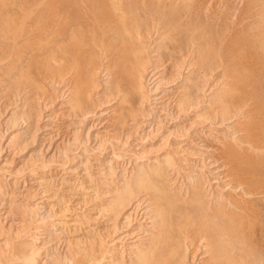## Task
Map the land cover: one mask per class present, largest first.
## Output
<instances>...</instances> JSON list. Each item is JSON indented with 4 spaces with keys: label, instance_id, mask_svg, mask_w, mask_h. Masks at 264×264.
<instances>
[{
    "label": "rangeland",
    "instance_id": "rangeland-1",
    "mask_svg": "<svg viewBox=\"0 0 264 264\" xmlns=\"http://www.w3.org/2000/svg\"><path fill=\"white\" fill-rule=\"evenodd\" d=\"M58 9H59V11L61 9L64 10L62 17L60 16L62 10L59 13ZM8 16H10V17H8ZM63 16H64V18H63ZM71 16L73 19L71 18ZM22 17H23V19H22ZM164 17H166V18H164ZM21 19H22V22H21ZM55 19H58L59 22H58V20H55ZM103 19H104V21H103ZM15 20H18V21H15ZM71 21H73V22H71ZM14 22H16V23H14ZM68 22H70V23H68ZM74 22L75 23L77 22L76 24H73L76 26L72 25V23H74ZM60 23L61 24L63 23L62 24L63 27H61ZM80 23H81V25H80ZM102 23H103L104 28L101 27ZM56 24H57V26H56ZM187 24H189V25H187ZM24 26H25V28H24ZM58 27H60V28H58ZM63 28L65 29V34L68 32L67 35L68 36L70 35L69 38L67 39L68 41L71 39V35L73 34L72 39H71L72 41L70 40V43H69L66 40L67 43L66 42L64 43V45L67 46L66 50H68V53H66L64 51L65 52L64 56L65 55L66 56L65 57L63 56V59L65 61L67 60L66 63L64 60L59 61L60 59L58 58L59 57L58 55H60L62 53H61V50H58V48L61 45V43L58 44L57 43V37H55L59 34L58 32L61 31V29H63ZM71 28L75 29L77 32ZM14 29L16 30V32H14ZM0 31H1L0 32V46L2 48V49L0 48V54H1L0 57H2V58L5 57L4 59H1V61H0V69H1L0 70V74H1L0 80L3 77L2 80L0 81V145L3 146L4 144H6L7 141L9 140L10 135H13L14 133L20 132L22 130L21 134H18L19 137L21 135V138H19V141L17 140L18 137L16 135V139L15 140L11 139V142L9 141L10 143L7 144L8 145L6 148L7 151L0 152V177L2 179H4L3 176H5V174L10 173L11 170L16 171L15 174H11V177L6 176V179L10 178L9 180H6V179L2 180L0 178L1 179L0 180L1 181L0 182V188H1L0 194L1 193L3 194L6 191L8 193L11 192L12 187H11V185H9V183L12 180H14L17 182V186H16V189L14 190V192L15 191H18V192L23 191L26 194V191H27L30 195H33L34 189H32V187L29 186V183H24V182L29 181L30 177L28 174L29 173L28 169L33 164L38 165V164H40L41 161H45L49 167V168L47 167V169H49L51 174L52 175H59V173L62 174V171H60V170L65 168V166L71 167V168H77L79 166L78 162L81 161V159L78 158V155H81L84 159L86 158V160H87V161H85V163L83 162L85 165H82V168H85V169H82V170H84V172L83 171L82 172L83 173L86 172V174L88 173L87 175L85 174L87 176V179L91 180L90 182L94 185V187L98 186L96 189L99 188L98 190L108 191L109 194H112L111 192L113 191V189H115L114 188L115 187V185H114L115 181H117V179H119V180H121L120 182H124V185L126 183L127 184L125 185V189H124V185H121L120 189H118L120 191L118 192V190H117L116 191L117 193L115 192V194H117V195H118V193H120V194H121V192L123 193V191H121V188H123L122 190H124V192L126 191V189H128V187L132 188L131 187L132 185L135 188L134 184L136 182L135 185H136L137 189L136 188L135 189L137 190L138 195H145L148 193H152L153 191L155 192L157 189V191L161 192V195H160V193L157 192L158 196L160 195L161 198H162V195H163V198H166L169 195H170L169 197H172L173 195H175L176 197L173 196L174 198H178L179 196H180L179 198H182V196L185 195L183 198H186L187 197L186 192L195 184L194 182H196V180H199V182L202 181V182H200V184L203 183L202 186H203L205 193L207 195L206 197L210 196L209 198L205 197V199L211 200V199H213V196H215L214 194H218L217 193L218 190H224V189L222 187H220L221 184H218V183H214L213 184L214 187H211L210 189L207 186L208 182H210L209 180L211 178V175L207 172V167L203 162L207 161L206 157L208 156V159L215 161V163L218 164V166L219 165L222 166V164H223V166L225 168L227 167V168L231 169L232 167H234V164L238 165L239 166V173H238V171H235V172H237V174L235 173V175H237V176H235L233 173L232 176L229 177V181H231V183L227 186H224V188L226 187V189H227V187H228V190L231 188L233 190L236 189L235 191L240 190L239 191L240 199L243 198L244 201L248 200L249 202L250 201L258 202L259 204H261L264 207V204H262V203H264V202H262V201H264L263 200V198H264L263 197L264 196V184H263L264 183V0H192V3H191V0H186V1H184V0H182V1L181 0H0ZM7 32H8V34H7ZM74 32H75L76 36H78V37H75ZM90 32H91V34H90ZM102 32H103V35L100 36V34H102ZM18 33H20V34H18ZM29 33H31V34H29ZM82 33H83V35H81ZM2 34H4V37L6 36L5 37L6 40ZM17 34H18V38H17ZM9 35L11 38L9 37ZM24 35H25V37H24ZM26 35H29L30 37H28V36L26 37ZM142 35H144V36H142ZM7 37H9V39H11V40H9ZM20 37L22 38L21 40H19ZM103 37L105 39H103ZM119 37H121V38H119ZM106 38L107 39L111 38V41H110V39L108 40V42L110 41L109 42L110 44L107 42ZM28 40H30V41H28ZM121 40H122V42H121ZM13 41H14V43H13ZM38 41L40 42V45L35 46V44L39 43ZM43 41H45V42H43ZM103 41H104V43H103ZM145 41H146V43L148 42V44H146ZM5 42H6L5 46H3ZM77 42H79V43H77ZM99 42H100V44H99ZM15 43H17V44H15ZM53 43H55V44H53ZM101 43L104 45L102 46ZM136 43L140 46H138ZM155 43H156V45H155ZM172 43H174V45ZM186 43H187V45H186ZM32 44H34L35 47ZM78 44H79V47H78ZM143 44H144V47L146 48V49L144 48L146 51L144 49H141L142 48L141 45L143 46ZM28 45H30L29 48H32L33 53H31L32 50H30L28 48ZM69 45H70V47H69ZM80 45H82L83 48L82 47L80 48ZM122 45L129 46L128 48L133 50L134 53H136V55H134V53H132L131 50H129L130 51L129 52L127 50V47L125 50L128 53L127 52H125V53L129 54V56L127 54L126 55L123 54L124 53L123 52L124 47ZM20 46H21V48H20ZM26 46H27V49H26ZM44 46L46 47V49L44 48ZM169 46L171 49H169ZM8 47H9V49H8ZM12 47H13V49H12ZM103 47L105 49H103ZM111 47H112V49H111ZM120 47L122 49V53L120 52L121 50H119ZM77 48H79L78 50H76L77 52H74L75 49H77ZM115 48H116V50H115ZM139 48L141 50H143V54H140L142 51ZM172 48L174 51L172 50ZM201 48H202V50H201ZM25 49L29 50L28 52H30V53L25 51ZM101 49H103V53H104L103 54V65L105 64L106 59L108 60V59H110V57H112L113 58V59H111L112 65L114 66L115 70L117 71V74L120 77H122L124 74H127V70L128 71L131 70V67H129V66H132L133 62L136 61V57H138V56L140 57L143 55V57L146 59V61H145L146 67H147L146 64H148V66L151 64H155V65L158 64V65H156V66H158L156 68L160 67L163 69V68H167L171 62H174L176 69L173 67L172 68L174 70H176L177 75L180 73L178 75L179 78L181 77L180 82H182L184 80L182 82L183 87L181 86L182 89L180 88L179 92H181L182 90L187 89V88L189 89L190 87L193 86V88H190V89H193V93H192L193 99H194V102L198 101V103L196 102L197 105L195 103H193V105H191V107H189V105H187L186 101H183L184 103H181V104H183L187 109L183 108V110H185V112L183 113L182 117L191 118V120H192V117L195 114V112L198 114V116L201 114L199 112H202V114L199 116V118L198 117L196 118L197 119L195 121L196 123L193 122L192 128L195 131L198 129L201 130L202 126L206 125L207 122L209 123L211 120L210 117H212L214 119L213 122L215 123L214 124L215 126L213 125V127H215V128L212 130L214 132L211 131L210 135L209 134L206 135L207 137L201 136L202 141H200V144H202V146L200 148L203 149L202 151H204V154H205L202 157L203 160H198L194 165L190 166L193 168H190L189 166L187 167L186 165H181L180 167H177L175 165L177 163L176 161L181 160L182 155H180V153L175 152L171 148V143L174 140L173 137H171V136L165 137L166 136L165 134L167 133V132L165 133V131L169 130V128L168 129L166 128L167 125H165L164 128L161 129L160 131H158L157 133L151 134L146 138L144 136V133L142 132L143 131L142 127H139L141 117H139V116L136 117L134 121H131V120L128 121L129 117H127L125 119V121H123V124L119 123V114H118V112H115V110L117 108L116 106L118 103H120L118 106L121 107L123 111H125L126 102H121L120 99H118L116 101L117 104L116 103L111 104L110 103V102H112V100H111L107 103H103V106H99V99L97 97L96 91H98V90L102 91L104 89V86L106 87L107 84H109V86L111 88L113 87V85H115V80L114 79L111 80V78L107 77L106 73L103 72V74H102L101 71H99V73L97 72V75L95 74L92 76V77H94L93 81H96L95 83L92 82L94 84V85H92L93 87L92 86L86 87L87 88L86 92L88 94L86 99H88V101L92 104L94 109L96 108L95 110H97V108H100L103 110L104 108H106L104 106L109 104L110 107L107 108V112L110 111L111 113L109 112L105 116V119L103 117V120H102V118L97 119L96 116L91 115L90 117H87L85 120H83V122H81L79 125H77V127H70L68 125L70 122V117L63 116V114L60 113V111H57L56 109L58 108V106H56L55 104H59V105L61 104L63 106H67L69 103H73L72 102L74 100L73 98H76L75 97L76 95L77 96L81 95L82 90H84V88L87 84L86 79H88L87 73H84V71L86 72L85 69L91 68L94 63L97 64L100 62V60H101L100 53L102 52ZM138 49L140 50V52ZM110 50H112V51H110ZM165 50H167L169 54ZM38 51L39 52L41 51V52L39 53ZM83 51H84V53H83ZM87 51H89V52H87ZM186 51H188V52L186 54H184ZM22 52L24 54H22ZM25 52H27V53H25ZM13 53H14V55L18 54L19 58H20V59H17L16 65L18 64L19 60H22V59L25 60V61H22L23 65L20 69L21 71L18 70L19 64L15 68L10 66L11 65L10 60H11V57H13ZM41 53H42V56H40ZM50 53H51V55H50ZM58 53H60V54H58ZM82 53H83L84 57L86 56L85 58L83 57L84 62H85L86 58L88 57L87 58L88 63L86 62V64L82 60V57H81ZM98 53L100 56H98ZM111 53H112V55H111ZM164 53H166V54H164ZM35 54H37L36 55L37 57L35 56ZM78 54L79 55L81 54L80 57H78L79 56ZM115 54H116V56H115ZM121 54H123V56H120ZM181 54H183L182 55L183 58H182ZM69 55H70V57H69ZM91 55H92L93 59H91ZM104 55H105V57H104ZM109 55H111V56L109 57ZM168 55H170V56H168ZM193 55H195V56H193ZM49 56H50V58H52L51 59L52 61H53V58L55 56L54 59L58 60V62H60L63 65V67L66 65H67V67L68 66L71 67L70 73L74 72V77H75L74 80L75 79L76 80L74 81L73 89L69 88L70 89V91H69L70 95H66L67 98L65 97V93H63V92L59 93V92H61L60 89L63 90L64 82L60 80V79L63 80V78H56L55 79V77H57L55 75L58 73L56 71L57 69L55 67L57 64V61L52 62L50 60ZM125 56H127V57H125ZM192 56L194 59L192 58ZM8 57H10V60ZM117 57H118V59H117ZM122 57H124V58L120 59ZM128 57L130 60L128 59ZM130 57L132 58L133 62H132ZM179 57L182 59H180ZM31 58L34 62L31 60ZM38 59H41V60H38ZM72 59L74 61L75 60L76 61L72 62L73 61ZM88 59H89V61H88ZM42 60H43V62H42ZM45 60H46V62L44 63ZM90 60L92 63L89 64ZM124 60H125V63L123 62ZM153 60H156V63H154ZM7 62H9V63H7ZM81 62L84 63V65H82ZM5 63L8 65H6ZM73 63H75V64H73ZM127 63L128 64L131 63V65L130 64L128 65ZM30 64H32V66ZM88 64H89V67H88ZM195 64H197V65L195 66ZM2 66L4 68L10 67V69L9 70L8 69L3 70ZM37 67H39V68H37ZM44 67L47 69V71ZM122 67H123V70H122ZM48 68L49 69L51 68L50 71L48 70ZM64 68H66V67H64ZM199 68L201 70H199ZM15 69H16V71H15ZM26 69H29V70H26ZM38 69H41L42 71L49 72V74H51V76L48 78H50V79L46 78V76L44 74H42V71H40ZM10 70L11 71L13 70L12 71L13 73L17 72V71H19L20 73L22 72L21 73L22 75L20 73L19 74L14 73V74L9 75L11 73ZM174 70H172V71H174ZM195 70H196V72H195ZM2 71L4 74L8 73V71H10V73L6 74V76H5L2 73ZM51 71H53V72H51ZM78 71H80L79 74H78ZM121 71H123V72H121ZM39 72H41V74L44 75V77ZM35 73H39L38 75L42 76L40 78L42 79L43 85H45V86L41 87V92L43 90H44V92H42V93L39 92L41 96L39 95V93H37V95H35L36 97L38 96L37 98L35 96H33L35 99L34 98H32V100L31 99L30 100L25 99L28 101V102L26 101V103H25V100H24L25 92H24V90L16 89L18 94H16L17 93L16 91H15V93L13 92L11 99L8 101V102H12V100H13L14 103L13 104L7 103V93L8 92H5V91H8L7 89L10 87L8 85L9 82H11L10 83L11 86L15 82V80L11 81V79H14L15 76H20L19 78H21V79H19L18 77L15 79L16 80H18V79L19 80H22V79L28 80V79H31V77H33ZM23 74H25V76ZM190 74H192V75H190ZM52 75H53V77H52ZM67 75L68 74L66 73L62 77L65 78V77H67ZM4 77H6L5 82L7 81L8 83L4 82ZM80 77H81V79L79 80ZM189 77H192V78H189ZM7 78H9V79H7ZM84 78H86V79H84ZM182 78H183V80H182ZM108 79H109V81H108ZM49 80H51V82ZM56 80L58 82L60 81L59 84ZM194 80H196L198 83ZM2 82H4V83L2 84ZM53 82H55V84H52ZM107 82H109V83H107ZM165 82H164V84H166ZM185 82H187L186 84H188V87H186L187 85L185 84ZM195 82H196V84H195ZM75 83L77 84V86ZM82 83H84V85ZM78 84H80L79 87H78ZM95 84H96V86H95ZM81 85H83V87ZM199 87L202 89H199ZM5 88H7V89H5ZM46 88L49 91L48 95H47L48 91H46ZM78 88H81L82 90L80 89L81 91H79ZM98 88H101V89H98ZM195 88L197 89L198 92L199 91H201V92L198 93ZM71 89L72 90L75 89L78 91H76V92L73 91V95H71V93H72ZM90 89L94 90V91L92 90L93 93ZM194 89H195V91H194ZM88 90L91 91V92L89 91L90 95H89ZM21 91H23V92H21ZM194 92H196V93H194ZM4 94H5V96H4ZM15 96H17V97H15ZM43 96H45L44 99H43ZM199 96H200V98H199ZM13 97L16 99L14 100ZM40 97H42V99H40ZM68 97H69V99H68ZM50 98L55 100V104H53V106L48 107L47 102H45V101H47ZM196 99H198V100H196ZM68 100H70L71 102ZM29 103L32 104V107H31V109H29L30 110V116L28 117V113H26L28 111V109H26V106H23V105H25V104L28 105ZM209 107H211V109ZM213 108H215V109H213ZM198 109H200V110H198ZM205 109L206 110L208 109L211 112L206 111ZM48 110L52 111V112L54 111L55 115L53 114L54 117L51 119L53 130L50 131V133H49L50 139L47 141L49 143L50 147H49L48 151L44 152V151H39V146H40L39 144L41 142L38 141V142L32 143L30 141L29 135L31 136L32 130L31 131L30 130L25 131V129H23V128L26 126L25 123L28 120L35 119V118H33V114H34V116L42 115V113L45 114ZM22 111H23V113H22ZM24 111H25V113H24ZM214 111H215V115L213 116L212 113H214ZM166 112L168 113V110L165 111V113ZM10 113H13V114L10 115ZM9 117H11V118L13 117V118L10 119ZM30 117H32V118H30ZM217 117L219 119V122H218V119H216ZM27 118H29V119H27ZM201 118L202 119L204 118V120H202L204 122L199 121V119L201 120ZM25 119H26V121H25ZM220 119L222 120V123H220L221 122ZM178 120H179L178 118H176V120H175V117H172L171 120H169L168 122L170 124L172 123L173 126H178V123H175ZM12 123L14 124L15 128L11 127V126H13ZM92 123H94V125H93V127L90 128V130H89L90 133L89 132L86 133L87 132L86 129L87 128L89 129L90 124H92ZM115 124L117 125V128L114 127V126H116ZM119 124H121V125L119 126ZM175 124H177V125H175ZM119 127H120V131H119ZM132 127L133 128L136 127L135 130H133ZM73 128H76L75 137L73 138V135H72L70 138L71 140L68 139L69 141H65V139L69 138L66 136V133L70 132V131L72 132ZM171 128H173V127L171 126L170 129ZM233 128H236L237 130L233 129ZM10 129L11 130L13 129L14 131L9 133ZM115 129H116V131L114 132ZM163 131H164V134H163ZM238 133H240V134H238ZM86 134H87V136H86ZM125 135L126 136L128 135L127 140H126ZM237 135L239 136L238 138H240V139L237 138ZM22 136L25 138V140ZM243 136L244 137L246 136L245 137L246 140L244 139ZM83 137L85 139L88 137L89 140L87 139L86 140L87 142L83 143V140H84ZM242 137H243V139H242ZM235 138H236V140H235ZM73 139H75V140H73ZM124 139L127 143L125 141L123 142ZM229 139H231V140H229ZM60 140H64L63 143H59ZM16 141L18 143V146H17L18 148H17V150H13L12 148L15 147L14 145H16L15 144ZM26 141L28 142V144L26 143ZM169 141H170V143H169ZM247 141H248V143H247ZM96 142H97V144L103 143V147H98L97 149H94L93 146L96 145ZM242 142H243V144H241ZM124 143H126V144H124ZM206 143H207V145H205ZM88 144H90V145H88ZM45 145L47 146L48 144L46 143ZM236 145L240 146V147H237ZM232 146L234 147V149L232 148ZM22 147H23V149H22ZM58 147L62 148L63 151H62V149H56ZM53 148L56 149L57 152H54L56 150H54ZM226 149H228V151ZM61 151L63 153H60ZM225 151H226V153L229 152L230 154L227 153V155H225L224 154ZM11 152H15V153H11ZM233 152H236V153L238 152L239 155L241 154L240 156H237L240 159L239 162L237 160L238 158H236V156H234L236 153H233ZM30 153L32 155H34V156H32V159L35 161H33L34 163H32V162L25 163L24 159L27 160L28 157H30V155H31ZM40 153L42 154V156ZM7 154H11L10 157L9 156L5 157V156H7ZM45 155H46V158H44ZM54 155H56V158ZM39 156H40V158H38ZM164 156H165V158H167V156H168L169 160L164 159L162 161V163L163 162L166 163V164L163 163L164 165L162 163L160 164V162L158 163L160 170L158 168V165H155L154 167L152 166L151 162L153 160H156L157 158L164 157ZM231 156L232 157L234 156L233 157L234 159L229 158ZM244 156L246 159L248 156V159L246 160L244 158ZM36 157L38 160L36 159ZM184 157H186V156H184ZM6 158L9 161L5 162L4 160ZM47 158H48V160L46 161ZM258 158H260V159H258ZM175 159H176V161H175ZM186 159L191 160V157H186ZM129 161H130V163L127 164V162H129ZM252 161L255 163H252ZM52 163H54V164H52ZM108 163H109V165H108ZM247 163L250 165H247ZM76 164H78V165H76ZM129 164L130 165L135 164L139 168H141V167L146 168V166H147V168H146L147 170L146 169H142V170L139 169V171L144 173V176H142V174L140 175V172H139V174H137L138 172H136L135 175L133 173L132 176L124 173L127 170V168L131 170ZM150 164L152 167H150ZM202 164H204V165H202ZM230 164H232V165H230ZM52 165H53V167H52ZM105 166H106V169L112 168V170L109 169L112 172H110V171L107 172L108 169L107 170L105 169L106 173H104L103 176L95 174V173H97V170H99V168L101 169V167L104 168ZM161 167H163V168H161ZM245 167H247L246 168L247 170L244 169ZM124 168H126V169H124ZM148 168H150V169L152 168V169L150 170ZM177 169H179V171ZM119 170L120 171L123 170V171H121L122 173L121 172L119 173ZM130 170H128V171H130ZM164 170L167 173H165ZM147 171H148V173H147ZM150 171H151V173H149ZM153 171H154V173H153ZM157 171L158 172L160 171L159 172L160 174H157L158 173ZM174 171H176V172H174ZM198 172H200V173H198ZM107 173H108V175H107ZM161 173H162V175H161ZM64 174L61 175V178L63 177L61 179L62 181L63 180L66 181V180L70 179L71 177H73L71 174H68V175H67V173H64ZM173 174L174 175L176 174V175L174 176ZM195 174H196V176H195ZM89 175H91L90 178H89ZM120 175L123 176V178ZM136 175H139V176H136ZM160 175H161V177H160ZM193 175L196 178L195 177L193 178ZM119 176H120V178H119ZM140 176L145 177V178L143 179ZM150 176H152V177L156 176L157 178L154 177V180H152V178H150ZM127 177H129V178L127 179ZM134 177H137L138 178L137 180H139L141 178L142 183L139 181H136V179ZM240 177H241V179H240ZM251 177L253 179L257 180L256 186H253V185L250 186L249 185L250 187H248L249 190L251 187H253V188H251V189H253V190H251L253 193L248 190L253 195L248 193L249 194L248 196H247V194H244L243 197H241L242 193H240V192L242 191L241 188L243 187V184H240L241 186L240 185L238 186L237 183H238V181H239V183L243 182V180L247 181V179H250ZM149 178H150V180H148ZM158 178H160V179L158 180ZM186 178H188V180H189V178L191 180L193 179L194 181L185 180ZM200 178L203 180H201ZM204 178L206 179V181ZM131 180H135L134 183ZM155 180H156V182H155ZM162 180L165 181V185L163 184L164 182ZM174 180H175V182H174ZM105 181H106V183H105ZM153 181H154V186H153ZM107 182H111V184L109 185V184H107ZM137 182H139V183H137ZM161 182H163V183H161ZM260 182H262V183H260ZM158 183L160 184V187H158V185H159ZM57 184L58 183H55L51 186L46 187L47 190H49L48 191L49 194H55L56 193V195L59 197H64V195L66 197L67 195H69V193L79 194V193H72L71 191L65 192L64 190H66L67 186L63 185V184L60 185V188L58 190V188L56 186ZM138 184H139V186H137ZM145 184L151 185L154 188H149L151 186H146ZM155 184H157V185H155ZM127 185H128V187H127ZM178 185H180V186H178ZM164 186H166V187L164 188ZM177 186H178V188H177ZM230 186H231V188H230ZM234 186H236V187H234ZM142 187L145 188L146 190L144 189V191H142L143 190ZM256 187H258V189H260L259 191L262 193L257 192L258 190ZM51 188H53V189H51ZM138 188L139 189L141 188L140 191L138 190ZM185 188L186 189L189 188V189H187V191H186ZM160 189H161V191H160ZM178 189H179V192H178ZM62 190H63V192H62ZM141 192H143V193H141ZM255 192L258 194H256ZM60 193H61V195H60ZM167 193H168V195H166ZM11 194H10L11 196L7 195V194L0 195V197L2 196L1 198L4 199L0 202L3 203V207L8 208L9 212H11L10 215L12 217L9 216L6 218V220L7 219H8V221L13 220V222L15 220V223L19 222L21 225V229H23V230L19 231L22 234H20L19 232L16 233L17 235L19 234L18 236L13 234V232L7 234L8 236L7 235L5 236V233L2 234L5 237H7L6 242L8 245H7L6 249H7V252L10 253V255L8 253H6V255L8 254L7 256L4 255L5 259L7 258V260H5V261L2 260L4 257L0 258V264H2V263L3 264H9V263L10 264H19L20 262H21V264H23V261L25 259L22 260V255L24 258H26L29 255V253L32 252V248L34 250L36 246H40V245H38V243H36V239L38 241V239L40 240V238L44 236V234L42 235L43 230H47L49 233H52V232L57 233V230H62V228L60 226L56 225L55 217H48V218L43 217L42 216L43 215V209L32 205L38 196L33 195V196H30V198H29L28 197L29 194H28V196L23 197V198L28 199L29 200L28 203H30V205L26 207V206L21 205V203L15 202V200L17 198H19V196L16 197L15 193H11ZM176 194L178 195V197ZM7 196H8V198H7ZM94 200H93L94 203L89 202L87 204H91V205L95 204L94 207H97L100 204H102L104 199H102L101 201H96V200L94 201ZM255 200H257V201H255ZM160 203L161 202H159V204ZM64 205H66L67 211L64 212V214L61 216V218H64L65 216H67L70 213V209L72 208V205H73V199H70L68 202L64 203ZM261 205L259 206L260 208L259 207L257 208L256 212H253L254 214L252 216L250 214H247L252 219L255 218L252 221V219H250L247 216L248 218L245 222L250 223V227H247L246 225H249V224H245V222H244L243 226H245L247 228L242 227L243 229L245 228L244 231H245V233L247 232L245 237L247 239H249V242H250V244H249L250 253L252 252L251 256H253V257H251L252 261L250 260V264H264V235H262V234H264L263 233L264 232V229H263L264 228V225H263L264 224V222H263L264 221V213L261 212L264 210V208H262ZM85 207H84L85 208L84 210H79L80 212L77 211L79 215H84L86 219L88 218V216H91V215L96 217L92 212L89 211L88 208L90 206L85 205ZM159 208L160 209L158 211H160V213L161 212H163V213H161V215H159L158 221L159 222H165L164 220H166L165 217H167V215L164 214L165 212L160 207V205H159ZM161 209H162V211H161ZM2 211H3V209H2ZM257 215L260 216L261 219L258 218ZM160 218L163 221H161ZM0 225H1V222H0ZM93 225H94V221L93 222L92 221H84V223L82 225H80V228L77 230L78 232L76 231V234H78V233L82 234L83 231H86L87 226H93ZM259 226H261V228ZM51 227H52V229H51ZM250 229H251V231H250ZM261 232H262V234H261ZM33 235L36 237H33ZM62 235H63L62 237L55 236L54 239L55 240H59V239L63 240V239H65V237L70 236L69 234L67 235L66 233H62ZM8 237H10V238H8ZM88 238H90V236ZM9 239H11V240H9ZM54 241H52L51 243L54 244ZM251 242L253 243V245ZM9 243L12 246H10ZM8 246L10 247V249ZM98 246L99 247H97V244H96V246H94V248L97 249L98 253H96V254L99 255L100 249L103 247V249L101 250V252H103L104 246L103 245H98ZM13 249H14V252L12 253ZM56 250H58V249H55V251H53L54 253L51 252L52 253L51 255H53V257H51V255H49L52 258V260H54L51 262L49 261V264L50 263L53 264V262L55 263L56 261H57L56 262L57 264H59V262H60V264H66V263L67 264H74V263L79 262V261L73 262V259H74V261L78 260V256L77 257L71 256L68 252L67 253L66 252L65 253L60 252V254H58L59 251H56ZM85 251H86V253H84V254L88 255V256L85 255V257L88 258L89 252H88V250H85ZM38 253L40 254V251H38ZM55 253L57 254V256ZM59 255H60V257H59ZM62 256H64V257L66 256V259L63 258ZM41 257L42 256H39L37 260L39 261ZM55 257L58 259H56ZM61 257H62V259H65V260H62ZM79 257H80L79 260L83 259V256L79 255ZM69 258L72 260V262ZM255 260L257 262H255ZM1 261H4L5 263L1 262ZM6 261H8V262H6ZM61 261H63V262L65 261V262L61 263Z\"/></svg>",
    "mask_w": 264,
    "mask_h": 264
},
{
    "label": "bare ground",
    "instance_id": "bare-ground-1",
    "mask_svg": "<svg viewBox=\"0 0 264 264\" xmlns=\"http://www.w3.org/2000/svg\"><path fill=\"white\" fill-rule=\"evenodd\" d=\"M182 1V0H181ZM186 1V0H184ZM191 3H192V0H191ZM181 4V3H180ZM182 5V4H181ZM185 5V4H184ZM188 5V4H187ZM33 6V5H32ZM72 6V5H71ZM168 6V5H167ZM174 6V5H173ZM179 6V5H178ZM198 6V5H197ZM68 7V6H67ZM154 7V6H153ZM172 7V6H171ZM189 7V6H188ZM169 8V7H168ZM186 8V7H185ZM64 9V8H63ZM63 9L60 16L62 17V14H63ZM72 9V8H71ZM166 9V8H165ZM172 9V8H171ZM178 9V8H177ZM181 9V8H180ZM188 9V8H187ZM60 10V11H61ZM183 10V9H182ZM59 9H58V12L60 13ZM188 11V10H187ZM194 11V10H193ZM13 12V11H12ZM66 12V11H65ZM171 12V11H170ZM7 13V12H6ZM10 13V12H9ZM172 13V12H171ZM181 13V12H180ZM2 14V13H1ZM20 15V14H19ZM25 15V14H24ZM75 15V14H74ZM80 16V15H79ZM10 17V16H8ZM16 17V16H15ZM26 17V16H25ZM24 17V18H25ZM57 17V16H56ZM14 18V17H13ZM64 18V16H63ZM72 18V16H71ZM78 18V17H77ZM80 18V17H79ZM166 18V17H164ZM171 18V17H170ZM8 19V18H7ZM23 19V17H22ZM22 19H21V22H22ZM73 19V18H72ZM173 19V18H172ZM55 20H58V19H55ZM67 20V19H66ZM75 20V19H74ZM73 20V21H74ZM188 20V19H187ZM15 21H18V20H15ZM69 21V20H68ZM71 21V22H73ZM77 21V20H76ZM104 21V19H103ZM202 21V20H201ZM12 22V21H11ZM59 22V20H58ZM57 22V23H58ZM166 22V21H165ZM13 23V22H12ZM16 23V22H14ZM25 23V22H24ZM70 23V22H68ZM77 23V22H76ZM75 22L72 23L73 24H76ZM188 23V22H187ZM22 24V23H21ZM61 24V23H60ZM63 24V23H62ZM61 24V27H63ZM99 24V23H98ZM9 25V24H8ZM19 25V24H18ZM65 25V24H64ZM70 25V24H69ZM81 25V23H80ZM103 27V23L101 24ZM189 25V24H187ZM57 26V24H56ZM59 26V25H58ZM73 26H76V25H73ZM72 26V27H73ZM195 26V25H194ZM2 27V26H1ZM27 27V26H26ZM47 27V26H46ZM65 27V26H64ZM70 27V26H69ZM79 27V26H78ZM25 28V26H24ZM41 28V27H40ZM39 28V29H40ZM60 28V27H58ZM57 28V29H58ZM66 28V27H65ZM75 28V27H74ZM104 28V27H103ZM102 28V29H103ZM119 28V27H118ZM8 29V28H7ZM17 29V28H16ZM69 29V28H68ZM67 29V30H68ZM73 29V28H71ZM70 29V30H71ZM76 29V28H75ZM73 29V30H75ZM20 30V29H19ZM26 30V29H25ZM69 30V31H70ZM82 30V29H81ZM115 30V29H114ZM12 31V30H11ZM23 31V30H22ZM32 31V30H31ZM76 31V30H75ZM104 31V30H103ZM113 31V30H112ZM1 32V31H0ZM4 32V31H3ZM14 32H16V30L14 29ZM20 32V31H19ZM29 32V31H28ZM27 32V33H28ZM51 32V31H50ZM77 32V31H76ZM98 32V31H97ZM107 32V31H106ZM111 32V31H110ZM165 32V31H164ZM10 33V32H9ZM59 34L55 37H57V43H61V45L59 46L58 50H61V53H58L60 55H58L59 57V61H62L64 60L63 59V56L66 53H68V50L67 49V46L64 45V43L66 42V40L69 38V36L67 35V33L65 34V29H61V31L58 32ZM70 33V32H69ZM72 33V32H71ZM96 33V32H95ZM185 33V32H184ZM8 34V32H7ZM20 34V33H18ZM18 34H17V38H18ZM31 34V33H29ZM75 34V32H74ZM87 34V33H86ZM91 34V32H90ZM168 34V33H167ZM199 34V33H198ZM3 37H4V34H2ZM15 35V34H14ZM22 35V34H21ZM40 35V34H39ZM73 35V34H72ZM72 35H71V39H72ZM83 35V33L81 34ZM103 35V32L102 34H100V36ZM177 35V34H176ZM190 35V34H189ZM30 37L29 35H26V37ZM92 36V35H91ZM96 36V35H95ZM109 36V35H108ZM111 36V35H110ZM121 36V35H120ZM123 36V35H122ZM126 36V35H125ZM144 36V35H142ZM141 36V37H142ZM191 36V35H190ZM6 37V36H5ZM4 37V38H5ZM10 37V35H9ZM9 37H7L9 39ZM25 37V35H24ZM46 37V36H45ZM75 37H78L76 36L75 34ZM176 37V36H175ZM210 37V36H209ZM208 37V38H209ZM11 38V37H10ZM15 38V37H14ZM54 38V37H53ZM86 38V37H85ZM99 38V37H98ZM114 38V37H113ZM121 38V37H119ZM149 38V37H148ZM7 39V40H8ZM22 38L20 37L19 40H21ZM25 39V38H24ZM56 39V38H55ZM70 39V40H71ZM75 39V38H74ZM73 39V40H74ZM83 39V38H82ZM102 39V38H101ZM103 39H105L103 37ZM107 39V38H106ZM110 41H111V38H109ZM107 39V42L108 40ZM115 39V38H114ZM147 39V38H146ZM6 40V38H5ZM11 40V39H9ZM16 40V39H15ZM33 40V39H32ZM70 40L68 41L70 43ZM89 40V39H88ZM98 40V39H97ZM171 40V39H170ZM30 41V40H28ZM41 41V40H40ZM50 41V40H49ZM72 41V40H71ZM75 41V40H74ZM85 41V40H84ZM102 41V40H101ZM109 41V42H110ZM134 41V40H133ZM4 42V41H3ZM39 42V41H38ZM45 42V41H43ZM42 42V43H43ZM96 42V41H95ZM108 42V43H109ZM116 42V41H115ZM122 42V40H121ZM125 42V41H124ZM129 42V41H128ZM194 42V41H193ZM14 43V41H13ZM48 43V42H47ZM67 43V42H66ZM79 43V42H77ZM81 43V42H80ZM104 43V41H103ZM117 43V42H116ZM135 43V42H134ZM144 43V42H143ZM146 43V41H145ZM167 43V42H166ZM6 42L4 43L3 46H5ZM9 44V43H8ZM17 44V43H15ZM55 44V43H53ZM72 44V43H71ZM70 44V45H71ZM100 44V42H99ZM102 44V43H101ZM110 44V43H109ZM112 44V43H111ZM137 44V43H136ZM148 44V42L146 43ZM169 44V43H168ZM167 44V45H168ZM171 44V43H170ZM174 45V43H172ZM21 45V44H20ZM34 46V44H32ZM36 45H40V42L38 44H35ZM69 45V47H70ZM77 45V44H76ZM104 44H102L103 46ZM138 45V44H137ZM156 45V43H155ZM181 45V44H180ZM187 45V43H186ZM10 46V45H9ZM34 46V47H35ZM43 46V45H42ZM41 46V47H42ZM46 46V45H45ZM44 46V48L46 49V47ZM84 46V45H83ZM110 46V45H109ZM112 46V45H111ZM123 47V54H127L128 52L125 50L126 47H127V50H131L129 49L128 47L129 46H125V45H122ZM132 46V45H131ZM130 46V47H131ZM140 46V45H138ZM146 46V45H145ZM198 46V45H197ZM196 46V47H197ZM30 47V45H28V48ZM54 47V46H53ZM78 47H79V44H78ZM82 47V45H80V48ZM105 47V46H104ZM103 47V49H105ZM142 47V48H141ZM141 49H144V44L143 46L141 45ZM175 47V46H174ZM173 47V48H174ZM178 47V46H177ZM181 47V46H180ZM190 47V46H189ZM1 48V46H0ZM15 48V47H14ZM21 48V46H20ZM25 48V47H24ZM83 48V47H82ZM91 48V47H90ZM110 48V47H109ZM137 48V47H136ZM139 48V49H140ZM172 48V50H173ZM176 48V47H175ZM195 48V47H194ZM2 49V48H1ZM6 49V48H5ZM9 49V47H8ZM7 49V50H8ZM13 49V47H12ZM26 49H27V46H26ZM25 51H29V50H26ZM30 50H32V48H29ZM79 48L75 49L74 52H77L76 50H78ZM103 49L102 52L98 53V56L101 57V60L99 63H94L93 66L89 69H85L86 72L84 71V73H87V76H88V79H86L87 81V84L84 88V90H82L81 88H78L79 91L82 90L81 92V95L79 96H75L76 98H73L74 100L72 101L73 103H69L67 106H63V105H59V104H55V100H53L52 98L48 99L47 101V106L50 107V106H53V104H55L56 106H58V108L56 109L57 111H60V113L63 114V116H68L70 117V122H69V126L70 127H77V125H79L81 122H83V120H85L87 117H90L91 115H94L96 116L97 119H100L102 118L103 120V117L105 119V116L110 112L108 111L107 112V108L110 107L109 104L108 105H105L103 110L100 109V108H97V110L94 109V107L92 106V104L88 101V99H86L87 97V88L86 87H91L92 85H94L93 83H95L96 81H93V78L92 77L93 75H97V72L99 73V71L106 73L107 74V77L108 78H111L115 80V85H113V87L111 88L109 86V84H107V86L105 87L104 86V89L102 91L98 90L96 91L97 93V97L99 99V106H103V103H107L109 101L112 100V102H110L111 104L113 103H116V101L118 99H120L121 102H126V108H125V111L122 110L121 107H119L118 105L120 103H116L117 104V108L115 110V112H118L119 114V123H122L123 124V121H125V119L127 117H129L128 121L131 120V121H134L136 117H141V121L139 123V127H142V132L144 133V136L147 138L149 135L151 134H155L157 133L158 131H160L161 129L164 128L165 125H167V129L169 128V130L165 131V137H173V141L171 143V148L177 152V153H180V155H182V161L181 160H178L175 161L178 163H176L175 165L177 167H180L181 165H186L187 167L189 166H192L194 165L198 160H203V155L204 154V151H202L203 149H201L200 147L202 146V144H200V141L202 137L206 136V135H210L211 131L215 128L213 127V125L215 124L213 121L214 119L212 117H210V122L204 126H202V129L201 130H194L192 128L193 126V122H195L197 119V117L199 118V116L202 114V112H199L201 113L199 116L198 114L195 112V114L193 115L192 117V120L191 118H186V117H182L183 116V113L185 112V110H183V108L187 109L183 104L181 103H184L183 101H186L187 105H189V107H191V105H193V103L196 104V102L198 103V101L194 102V99H193V89H190V88H193L190 87L189 89H184L182 90L181 92H179V89L181 88L182 86V82L184 81L183 78H182V82H180L181 80V77L179 78L178 74L176 73V70H174L173 68L176 69V66L174 64V62H171L170 65L167 67V68H156L158 66V64H151L147 67L145 66V61L146 59L142 56H138L136 57V61L133 62L132 58V66H129L131 67V70L128 71L127 70V74H124L122 77H120L118 74H117V71L115 70L114 66L112 65V60L113 59L112 57H110L112 55H109L110 59H106L105 60V64L103 65ZM107 49V48H106ZM112 49V47H111ZM119 49V48H118ZM117 49V50H118ZM138 49V50H139ZM140 49V50H141ZM146 49V48H145ZM144 49V50H145ZM169 49L170 46H169ZM183 49V48H182ZM196 49V48H195ZM24 50V49H23ZM40 50V49H39ZM57 50V51H58ZM89 50V49H88ZM95 50V49H94ZM116 50V48H115ZM121 50L120 52L122 53V49L120 47ZM139 50V52H140ZM171 50V51H172ZM202 50V48H201ZM13 51V50H12ZM65 51V52H64ZM82 51V50H81ZM92 51V50H91ZM112 51V50H110ZM132 53H134L133 50H131ZM142 52L140 54H143V50H141ZM146 51V50H145ZM167 51V50H165ZM164 51V52H165ZM174 51V50H173ZM172 51V52H173ZM185 51V50H184ZM10 52V51H9ZM18 52V51H17ZM16 52V53H17ZM25 52V53H27ZM39 52V51H38ZM41 52V51H40ZM39 52V53H40ZM46 52V51H45ZM60 52V51H59ZM79 52V51H78ZM89 52V51H87ZM95 52V51H94ZM107 52V51H106ZM114 52V51H113ZM127 52V53H125ZM130 52V51H129ZM171 52V53H172ZM188 51H186L184 54H186ZM15 53V52H14ZM13 53V57H11V60H10V57L9 60H10V66H12L13 68L17 67L18 65V70L21 69L22 67V61H25L24 59L22 60H19L18 61V64L16 65V62H17V59H20L19 58V55L18 54H15L14 55ZM30 53V52H28ZM33 53V50L32 52ZM47 53V52H46ZM45 53V54H46ZM84 53V51H83ZM82 53V60L84 62V55ZM118 53V52H117ZM168 53V51H167ZM202 53V52H201ZM22 54H24L22 52ZM77 54V53H76ZM123 54H121L120 56H123ZM131 54V53H130ZM166 54V53H164ZM169 54V53H168ZM174 54V53H173ZM1 55V54H0ZM3 55V54H2ZM8 55V54H7ZM27 55V54H26ZM29 55V54H28ZM31 55V54H30ZM37 54H35L36 56ZM40 55V54H39ZM51 55V53H50ZM79 55V54H78ZM81 55V54H80ZM80 55L78 57H80ZM129 56V54H127ZM134 55H136V53H134ZM133 55V56H134ZM162 55V54H161ZM171 55V54H170ZM168 55V56H170ZM183 54H181L182 56ZM200 55V54H199ZM202 55V54H201ZM34 56V57H35ZM42 56V53L41 55ZM66 56V55H65ZM64 56V57H65ZM68 56V55H67ZM90 56V55H89ZM95 56V55H94ZM97 56V55H96ZM116 56V54H115ZM119 56V57H120ZM132 56V57H133ZM175 56V55H174ZM195 56V55H193ZM192 56V58H193ZM24 57V56H23ZM22 57V58H23ZM33 57V56H32ZM37 57V56H36ZM70 57V55H69ZM84 57V58H83ZM105 57V55H104ZM108 57V56H107ZM127 57V56H125ZM147 57V56H146ZM154 57V56H153ZM152 57V58H153ZM178 57V56H177ZM217 57V56H216ZM5 58V57H4ZM2 57H0V61L1 59H4ZM46 58V57H45ZM50 58V56H49ZM55 58V56H54ZM53 58V61H57V64H56V72L57 74L55 76V79L56 78H63L60 79L61 81L64 82L63 84V90L60 89L61 92L59 93H65V97L66 95H70L69 94V91L70 89L69 88H72L74 87V72H71L70 73V70H71V67H66L64 68L63 65L58 62V60H55ZM57 58V59H58ZM75 58V57H74ZM88 58V57H87ZM87 58L85 60V64L87 62ZM124 57L120 58V59H123ZM135 58V57H134ZM180 58V57H179ZM183 58V56H182ZM180 58V59H182ZM34 59V58H33ZM36 59V58H35ZM52 58H50L51 60ZM91 59L92 58V55H91ZM118 59V57H117ZM126 59V58H125ZM129 59V57H128ZM127 59V60H128ZM155 59V58H154ZM171 59V58H170ZM194 59V58H193ZM8 60V61H9ZM32 60V58H31ZM38 60H41V59H38ZM73 60V59H72ZM71 60V61H72ZM116 60V59H115ZM130 60V59H129ZM33 61V60H32ZM31 61V62H32ZM52 61V60H51ZM52 61V62H53ZM65 61V60H64ZM67 61V60H66ZM65 61V63H66ZM76 61V60H75ZM74 60L72 62H75ZM89 61V59H88ZM97 61V60H96ZM150 61V60H149ZM154 63H156V60H153ZM195 61V60H194ZM30 62V61H29ZM34 62V61H33ZM32 62V63H33ZM37 62V61H36ZM39 62V61H38ZM43 62V60H42ZM46 62V60L44 61V63ZM69 62V61H68ZM71 62V63H72ZM122 62V61H121ZM125 63V60L123 61ZM127 62V61H126ZM158 62V61H157ZM160 62V61H159ZM201 62V61H200ZM9 63V62H7ZM48 63V62H47ZM64 63V62H63ZM70 63V62H69ZM84 63L81 62L82 65H84ZM88 63V62H87ZM92 63L91 60L89 62V64ZM114 63V62H113ZM116 63V62H115ZM149 63V62H148ZM176 63V62H175ZM6 64V63H5ZM36 64V63H35ZM38 64V63H37ZM49 64V63H48ZM52 64V63H51ZM75 64V63H73ZM89 64H88V67H89ZM128 64V63H127ZM131 65V63H129ZM128 64V65H129ZM178 64V63H177ZM176 64V65H177ZM191 64V63H190ZM189 64V65H190ZM207 64V63H206ZM8 65V64H6ZM5 65V66H6ZM15 65V66H14ZM25 65V64H24ZM32 66V64H30ZM44 65V64H43ZM65 65V64H64ZM121 65V64H120ZM174 65V66H173ZM194 65V64H193ZM197 64H195L196 66ZM27 66V65H26ZM37 66V65H36ZM39 66V65H38ZM41 66V65H40ZM49 66V65H48ZM118 66V65H117ZM201 66V65H200ZM3 67V66H2ZM46 67V66H45ZM44 67V68H45ZM74 67V66H73ZM85 67V66H84ZM87 67V68H88ZM164 67V66H163ZM173 67V68H172ZM209 67V66H208ZM12 68V69H13ZM24 68V67H23ZM31 68V67H30ZM29 68V69H30ZM39 68V67H37ZM53 68V67H52ZM128 68V67H127ZM206 68V67H205ZM9 70L10 67H3V70ZM29 69H26V70H29ZM46 69V68H45ZM51 69V68H50ZM50 69L48 68V70L50 71ZM81 69V68H80ZM84 69V68H83ZM174 71H172V70ZM179 69V68H178ZM1 70V69H0ZM25 70V71H26ZM40 71H42L41 69H38ZM74 70V69H73ZM122 70H123V67H122ZM199 70H201L199 68ZM11 71V70H10ZM10 71H8V73L6 74H9ZM13 71V70H12ZM9 74H14V73H20L19 71L17 72H12ZM16 71V69H15ZM21 71V70H20ZM47 71V69H46ZM46 71H42V74H44L46 76V78L50 77L51 74H49V72H46ZM6 72V71H5ZM31 72V71H30ZM33 72V71H32ZM37 72V71H36ZM53 72V71H51ZM80 71H78V74H79ZM82 72V71H81ZM123 72V71H121ZM181 72V71H180ZM183 72V71H182ZM196 72V70H195ZM198 72V71H197ZM3 73V71H2ZM22 73V72H21ZM20 73V74H21ZM41 74V72H39ZM39 73H35L33 77H31V79H28V80H19L21 78H19L20 76H15V78H19L18 80H16L15 78L14 79H11V81H14V84H12V86L10 85L11 82H9V88H5L7 89L8 91H5V92H8L7 93V103H14V101L12 100V102H8L12 95H13V92L15 93L16 89H19V90H24L25 92V99H28V100H32V98H34L33 96L37 95V93H42L44 92V90L41 92V87L42 86H45L43 85V82H42V79L40 77H44V75L42 76H39L38 74ZM68 74L67 77H62L64 76V74ZM125 73V72H124ZM193 73V72H192ZM222 73V72H221ZM4 74V73H3ZM6 74H4L6 76ZM26 74V73H25ZM25 74H23L25 76ZM81 74V73H80ZM194 74V73H193ZM198 74V73H197ZM22 75V74H21ZM54 75V74H53ZM52 75V77H53ZM82 75V74H81ZM101 75V74H100ZM99 75V76H100ZM188 75V74H187ZM192 75V74H190ZM202 75V74H201ZM200 75V76H201ZM211 75V74H210ZM217 75V74H216ZM1 76V74H0ZM8 76V75H7ZM27 76V75H26ZM106 76V75H105ZM181 76V75H180ZM11 77V76H10ZM51 77V78H52ZM96 77V76H95ZM102 77V76H101ZM104 77V76H103ZM178 77V78H177ZM188 77V76H187ZM193 77V76H192ZM192 77H189V78H192ZM3 78V77H2ZM1 78V80H2ZM5 78L4 77V82H5ZM23 78V77H22ZM25 78V77H24ZM83 78V77H82ZM188 78V79H189ZM9 79V78H7ZM50 79V78H48ZM81 79V77L79 78V80ZM83 79V80H84ZM105 79V78H104ZM187 79V80H188ZM0 80V81H1ZM44 80V79H43ZM82 80V81H83ZM186 80V81H187ZM198 80V79H197ZM51 82V80H49ZM53 81V80H52ZM57 81V80H56ZM55 81V82H56ZM109 81V79H108ZM166 81V82H165ZM191 81V80H190ZM189 81V82H190ZM196 81V80H194ZM216 81V80H215ZM2 82V84L4 83ZM7 82V81H6ZM5 82V83H6ZM55 82H53L52 84H55ZM58 82V81H57ZM60 82V81H59ZM58 82V84H59ZM81 82V81H80ZM79 82V83H80ZM93 82V83H92ZM164 82L166 84H164ZM197 82V81H196ZM195 82V84H196ZM8 83V82H7ZM78 83V82H77ZM109 83V82H107ZM187 82H185L186 84ZM198 83V82H197ZM200 83V82H199ZM57 84V85H58ZM76 84V83H75ZM84 85V83H82ZM80 84H78V87H79ZM83 85H81L83 87ZM188 87V84H186ZM198 85V84H197ZM77 86V84H76ZM96 86V84H95ZM98 86V85H97ZM190 86V85H189ZM199 86V85H198ZM201 86V85H200ZM4 87V86H3ZM93 87V86H92ZM103 87V86H102ZM101 87V88H102ZM183 87V86H182ZM77 88V87H76ZM101 88H98V89H101ZM71 89V90H72ZM81 89V90H80ZM182 89V88H181ZM196 89V88H195ZM194 89V91H195ZM199 89H202L199 87ZM91 91L93 89H90ZM88 90V92L90 91ZM2 91V90H1ZM46 91L47 88H46ZM73 91H78V90H72V93L71 95H73ZM90 91V92H91ZM94 91V90H93ZM92 91V93H93ZM197 91V89H196ZM17 92V91H16ZM23 92V91H21ZM20 92V93H21ZM90 92H89V95H90ZM198 92V91H197ZM201 91H199L198 93H200ZM39 93V95H40ZM51 93V92H50ZM196 93V92H194ZM18 94V92L16 93ZM15 94V95H16ZM23 94V93H22ZM49 94V91L47 92V95ZM78 94V93H77ZM20 95V94H19ZM45 95V94H44ZM5 96V94H4ZM41 96V95H40ZM61 96V95H60ZM195 96V95H194ZM202 96V95H201ZM218 96V95H217ZM17 97V96H15ZM24 97V96H23ZM36 97V96H35ZM38 97V96H37ZM36 97V98H37ZM45 96H43V99H44ZM58 97V96H57ZM6 98V97H5ZM14 98V97H13ZM54 98V97H53ZM67 98V97H66ZM71 98V97H70ZM90 98V97H89ZM200 98V96H199ZM212 98V97H211ZM218 98V97H217ZM16 98H14L15 100ZM35 99V98H34ZM40 99H42V97H40ZM69 99V97H68ZM72 99V98H71ZM198 100V99H196ZM27 100H25V103H26ZM70 101V100H68ZM88 101V102H87ZM119 101V102H120ZM217 101V100H216ZM28 102V101H27ZM71 102V101H70ZM211 102V101H210ZM218 102V101H217ZM123 104V103H122ZM197 105V104H196ZM10 106V105H9ZM23 106H26V109H28V111L26 113H28V117L30 116V110L31 107H32V104H25ZM55 106V107H56ZM207 106V105H206ZM216 106V105H215ZM21 107V106H20ZM212 107V106H211ZM211 107H209L211 109ZM18 108V107H17ZM22 108V107H21ZM20 108V109H21ZM25 108V107H24ZM52 108V107H51ZM23 109V108H22ZM35 109V108H34ZM215 109V108H213ZM212 109V110H213ZM228 109V108H227ZM17 110V109H16ZM15 110V111H16ZM168 110V113L165 111ZM200 110V109H198ZM206 110V109H205ZM14 111V112H15ZM19 111V110H18ZM56 111V112H57ZM206 111H209L208 109ZM12 112V111H11ZM34 112V111H33ZM114 112V111H113ZM190 112V111H189ZM188 112V113H189ZM211 112V111H209ZM23 113V111H22ZM25 113V111H24ZM32 113V112H31ZM111 113V112H110ZM228 113V112H227ZM13 114V113H10V115ZM33 114V113H32ZM54 114V111H47L45 114L42 113V115H37V116H34L33 114V120H28L26 123H25V127L23 129H25V131L27 130H32V133H31V136L29 135V138H30V141L33 143V142H41L39 145V151H48L50 145L49 143L47 142L50 138L49 136V133L51 130H53L52 128V118L54 117L53 116ZM213 116L215 115V111L214 113H212ZM226 114V113H225ZM18 115V114H17ZM55 115V114H54ZM113 115V114H112ZM227 115V114H226ZM27 117V116H26ZM67 117V118H68ZM172 117H175V120L176 118H178L179 120L175 123H178V126H173V124L169 123L168 121L171 120ZM203 117V116H202ZM208 117V116H207ZM10 119H12L11 117H9ZM32 118V117H30ZM64 118V117H63ZM29 119V118H27ZM108 119V118H107ZM206 119V118H205ZM218 119V117L216 118ZM35 120V121H34ZM57 120V119H56ZM202 120H204V118L201 120L199 119V121L201 122ZM228 120V119H227ZM26 121V119H25ZM220 123H222V120L220 119ZM224 121V120H223ZM35 122V123H34ZM100 122V121H99ZM204 122V121H202ZM218 122H219V119H218ZM37 123V124H36ZM67 123V122H66ZM126 123V122H125ZM196 123V122H195ZM13 124V123H12ZM117 124V123H116ZM115 124V125H116ZM134 124V123H133ZM94 123L90 124V127L89 129L87 128V132H89L90 128L93 127ZM121 124H119L120 126ZM127 125V124H126ZM137 125V124H136ZM177 125V124H175ZM220 125V124H219ZM67 126V125H66ZM173 127L170 129V127ZM215 126V125H214ZM7 127V126H6ZM11 127H14V124L13 126ZM10 127V128H11ZM117 128V125L114 126ZM68 128V127H67ZM124 128V127H123ZM136 128V127H135ZM135 128L132 127L133 130H135ZM165 128V129H166ZM22 129V128H21ZM141 129V128H140ZM193 129V130H192ZM233 129H236V128H233ZM240 129V128H239ZM237 130V129H236ZM12 131H14L13 129L9 130V133H11ZM22 131V130H21ZM21 131L20 132H17V133H14L13 135H10L9 136V140L7 141L6 144H4L3 146L0 145V152H3V151H7V144L11 142V139L12 140H15L16 139V135H17V140L19 141V138H21V135L20 137L18 136V134H21ZM75 131H76V128H73V131L70 133V132H67L66 133V136L69 137L67 139H65V141H69L68 139L71 138V136L73 135V138L75 137ZM116 131V129L114 130V132ZM119 131H120V127H119ZM128 132V131H127ZM214 132V131H212ZM237 132V131H236ZM239 132V131H238ZM28 133V132H27ZM90 133V132H89ZM141 133V132H140ZM125 134V133H124ZM130 134V133H129ZM163 134H164V131H163ZM217 134V133H216ZM235 134V133H234ZM240 134V133H238ZM27 135V134H26ZM85 135V134H84ZM83 135V136H84ZM120 135V134H119ZM215 135V134H214ZM228 135V134H227ZM247 135V134H246ZM87 136V134H86ZM89 136V135H88ZM126 136V135H125ZM128 136V135H127ZM127 136H126V140H127ZM202 136V137H201ZM232 136V135H231ZM230 136V137H231ZM23 137V136H22ZM26 137V136H25ZM91 137V136H90ZM119 137V136H118ZM124 137V136H123ZM207 137V136H206ZM213 137V136H212ZM233 137V136H232ZM231 137V138H232ZM239 136L237 135V138ZM244 137V136H243ZM242 137V139H243ZM246 137V136H245ZM244 137V139H245ZM24 138V137H23ZM63 138V137H62ZM84 138V137H83ZM82 138V139H83ZM120 138V137H119ZM118 138V139H119ZM210 138V137H209ZM88 137L84 140H83V143H86ZM106 139V138H105ZM114 139V138H113ZM143 139V138H142ZM240 139V138H238ZM25 140V138H24ZM71 140V139H70ZM75 140V139H73ZM89 140V139H88ZM100 140V139H99ZM156 140V139H155ZM231 140V139H229ZM236 140V138H235ZM246 140V139H245ZM10 141V142H9ZM64 140H60L59 143H63ZM82 141V140H81ZM102 141V140H101ZM125 141V139L123 140V142ZM164 141V140H163ZM14 142V141H13ZM126 142V141H125ZM208 142V141H207ZM231 142V141H230ZM20 143V142H19ZM26 143L28 144V142L26 141ZM48 144L47 146L45 144ZM57 143V142H56ZM122 143V142H121ZM127 143V142H126ZM124 143V144H126ZM170 143V141H169ZM168 143V144H169ZM232 143V142H231ZM235 143V142H234ZM240 143V142H239ZM248 143V141H247ZM14 144V143H13ZM16 145H14L15 147L12 148L13 150H17V146H18V143L16 141L15 143ZM31 144V143H30ZM36 144V143H35ZM162 144V143H161ZM237 144V143H236ZM243 144V142L241 143ZM245 144V143H244ZM26 145V144H25ZM90 145V144H88ZM207 145V143L205 144ZM24 146V145H23ZM46 146V147H45ZM61 146V145H60ZM209 146V145H208ZM237 146V145H236ZM20 147V146H19ZM55 147V146H54ZM94 149H97L98 147H103V143H98L96 142V145L93 146ZM237 147H240V146H237ZM10 148V147H9ZM91 148V147H90ZM232 148L234 149V147L232 146ZM21 149V148H20ZM23 149V147H22ZM54 149V148H53ZM56 149H62V148H56ZM54 149V150H56ZM171 149V150H172ZM238 149V148H237ZM249 149V148H248ZM93 150V149H92ZM228 151V149H226ZM59 151V150H58ZM63 151V149H62ZM60 152V153H63V152ZM238 151V150H237ZM54 152H57L54 151ZM83 152V151H82ZM81 152V153H82ZM240 152V151H239ZM11 153H15V152H11ZM38 153V152H37ZM43 153V152H42ZM59 153V154H60ZM228 154H230L229 152H227ZM226 151H225V155H227ZM233 153H236V152H233ZM31 154V153H30ZM34 154V153H33ZM39 154V153H38ZM41 154V153H40ZM56 154V153H55ZM171 154V153H170ZM238 154V155H237ZM247 154V153H246ZM3 155V154H2ZM11 154H7V156L5 157H10ZM57 155V154H56ZM56 155L55 158H56ZM83 155V154H82ZM241 155V154H240ZM239 153L237 152L234 156H236V158H238V162H239V157L237 156H240ZM248 155V154H247ZM253 155V154H252ZM32 156L34 155H30V157H28V159H24L25 163H34L32 159ZM42 156V154H41ZM51 156V155H50ZM85 156V155H84ZM191 157V160H187L186 157ZM233 156V157H234ZM4 157V158H5ZM53 157V156H52ZM205 157V156H204ZM223 157V156H222ZM225 157V156H224ZM232 156L229 157V158H233ZM22 158V157H21ZM34 158V157H33ZM40 158V156L38 157ZM46 158V155L45 157ZM78 158L81 159L79 163V166L77 168H71V167H66L63 168L62 170V174L64 173H67L68 174H71L73 177H71L70 179L66 180V181H62L61 179V175L59 173V175H52L51 172L49 171V169H47L48 165L46 164L45 161H41L40 164L38 165H35L33 164L29 169H28V174H29V181L27 182H24V183H29V186L32 187V189H34L33 191V195L35 196H38L34 203L32 204L33 206H37L38 208H41L43 209V217H55V221H56V225L57 226H60L62 228V230H57V233L56 232H52V233H49L47 230H43L42 232V235L44 234L43 237L40 238V240L36 239V243H38V245L40 246H36L35 247V251L33 250L32 248V252H28L29 255L24 258L23 255H22V260L25 259L23 261V264H49V261H54L52 260L51 257H53V255H51L53 251H55V249H58L56 251H59L58 254L61 253H69L71 256H74V257H77L78 256V260L74 261L73 259V262H77L79 261L78 263H74V264H250V260L252 261L251 257V253H250V248H249V239H247L245 237L246 233L244 231L245 228L247 227H250V223H246L245 221L247 220V218L249 217L250 219H252L250 216H248L247 214H250L251 216L254 214L253 212H256L257 208L261 205L259 204L258 202H252V201H244L243 198L240 199L239 197V191H235L231 188L228 190V187L226 189V187L224 188V186H227L231 183V181H229V177L232 176V174L235 173L237 174V172L235 171H238L239 173V166L238 165H235L234 163V167H232L231 169L229 168H225L222 164V166H218V164L215 163V161L213 160H210L208 159V156L206 157L207 161L206 162H203L206 167H207V172L211 175V178H210V182H208V188L210 189L211 187H214L213 184L214 183H218V184H221L220 187H222L224 190H218V194H214L215 196H213V199H205V197L207 196L206 193H205V190L202 186V184H200V181L199 180H196V182H194L195 184L187 191L186 189V193H187V197L186 198H183L184 196H182V198H179L178 195L177 197L178 198H174L173 195L172 197H169L167 196L166 198H163V195H162V198H161V192L156 191L152 192V193H148V194H145V195H138V192H137V188H136V182L134 184L135 188L133 187V185L131 186L132 188H129L128 185V189H126V191L124 192V190H122L123 188H121V191H123V193L121 192L117 194H115V192L120 189L121 185H124V182H120L121 180L117 179V181H115V189H113V191L111 192L112 194H109L108 191H103V190H98L96 189L97 187H94V185L90 182L91 180L87 179V174L86 172H84V170L82 169H85V168H82V165H85V161L86 158L84 159L81 155H78ZM169 157L167 156V158L164 157H160V158H157L156 160H153L151 163H152V166L154 167L155 165H158V168H159V162L160 164L162 163V161L164 159H168ZM202 158V159H201ZM227 158V157H226ZM245 158V156H244ZM243 158V159H244ZM250 158V157H249ZM37 159V157H36ZM132 159V158H131ZM174 159V158H173ZM228 159V158H227ZM234 159V158H233ZM246 159V158H245ZM247 159H248V156H247ZM246 159V160H247ZM252 159V158H251ZM257 159V158H256ZM260 159V158H258ZM20 160V159H19ZM38 160V159H37ZM48 160V158L46 159V161ZM50 160V159H49ZM169 160V159H168ZM215 160V159H214ZM5 162L6 161H9L7 158L4 160ZM23 161V160H22ZM133 161V160H132ZM228 161V160H227ZM233 161V160H232ZM250 161V160H249ZM21 162V161H20ZM84 162V163H83ZM102 162V161H101ZM104 162V161H103ZM242 162V161H241ZM22 163V162H21ZM24 163V162H23ZM76 163V162H75ZM110 163V162H109ZM108 163V165H109ZM112 163V162H111ZM130 163L127 162V164ZM164 163V162H163ZM162 163V164H163ZM237 163V162H236ZM251 163V162H250ZM252 163H255L252 161ZM6 164V163H5ZM54 164V163H52ZM99 164V163H98ZM105 164V163H104ZM103 164V165H104ZM132 164V163H131ZM149 164V163H148ZM166 164V163H164ZM163 164V165H164ZM202 164V165H204ZM240 164V163H239ZM244 164V163H243ZM28 165V164H27ZM31 165V164H30ZM78 165V164H76ZM107 165V166H108ZM146 165V164H145ZM228 165V164H227ZM232 165V164H230ZM241 165V164H240ZM246 165V164H245ZM247 165H250L247 163ZM130 169L127 168V170L124 172L126 174H129L132 176V174L136 172H138L137 174H139L140 172V175L142 174V176H144V173H142L141 171H139V169H146V168H139L137 165L133 164V165H130ZM151 164H150V167H152ZM197 166V165H196ZM199 166V165H198ZM53 167V165H52ZM76 167V166H75ZM175 167V166H174ZM176 167V168H177ZM243 167V166H242ZM248 167V166H247ZM245 167L244 169L247 170ZM23 168V167H22ZM49 168V167H48ZM163 168V167H161ZM190 168H193V167H190ZM195 168V167H194ZM57 169V168H56ZM94 169V168H93ZM97 169V168H96ZM106 166L104 168L101 167V169L99 168V170H97V175H102L104 173H106V170L107 172L110 171L109 169L112 170V168H107L106 170ZM126 169V168H124ZM150 169V168H148ZM152 169V168H151ZM150 169V170H151ZM174 169V168H173ZM180 169V168H179ZM179 169H177L179 171ZM182 169V168H181ZM130 170V171H128ZM147 170V169H146ZM145 170V171H146ZM155 170V169H154ZM160 170V168H159ZM166 170V169H165ZM164 170V172H165ZM195 170V169H194ZM199 170V169H198ZM53 171V170H52ZM83 171V172H82ZM123 171V170H121ZM119 170V173L121 172ZM144 171V172H145ZM168 171V170H167ZM177 171V172H178ZM190 171V170H189ZM200 171V170H199ZM241 171V170H240ZM244 171V170H243ZM9 172V171H8ZM16 171H13L11 170L10 173H7L5 174V176H3L4 179H1L2 180H5L6 179V176H9L11 177V174H15ZM20 172V171H19ZM94 172V171H93ZM112 172V171H110ZM158 172V171H157ZM160 172V171H159ZM157 173V174H160V173ZM176 172V171H174ZM185 172V171H184ZM53 173V172H52ZM122 173V172H121ZM148 173V171H147ZM151 173V171L149 172ZM154 173V171H153ZM167 173V172H165ZM179 173V172H178ZM200 173V172H198ZM197 173V174H198ZM241 173V172H240ZM86 174V175H85ZM156 174V173H155ZM181 174V173H180ZM187 174V173H186ZM65 175V174H64ZM108 175V173H107ZM119 175V174H118ZM122 175V174H121ZM120 175V176H121ZM154 175V174H153ZM162 175V173H161ZM160 175V177H161ZM172 175V174H171ZM174 175V174H173ZM176 175V174H175ZM174 175V176H175ZM242 175V174H241ZM91 175H89V178H90ZM105 176V175H104ZM119 176V178H120ZM136 176H139V175H136ZM147 176V175H146ZM149 176V175H148ZM157 176V175H156ZM154 176V177H156ZM196 176V174H195ZM193 175V178L195 177ZM200 176V175H199ZM198 176V177H199ZM237 176V175H235ZM240 176V175H239ZM243 176V175H242ZM241 176V177H242ZM93 177V176H92ZM91 177V178H92ZM118 177V176H117ZM123 178V176H121ZM130 177V176H129ZM127 177V179L129 178ZM141 177V176H140ZM154 177L150 176V178H152V180H154ZM158 177V176H157ZM156 177V178H157ZM191 177V176H190ZM240 177V179H241ZM96 178V177H95ZM131 178V177H130ZM136 179V181H139L142 183V179L141 178H145V177H141L139 180H137L138 178L137 177H134ZM150 178L148 180H150ZM176 178V177H175ZM196 178V177H195ZM235 178V177H234ZM239 178V177H238ZM237 178V179H238ZM0 179V180H1ZM10 179V178H9ZM9 179H6V180H9ZM133 179V178H132ZM147 179V178H146ZM160 178H158L159 180ZM174 179V178H173ZM184 179V178H183ZM201 179V178H200ZM205 179V178H204ZM209 179V178H208ZM231 179V178H230ZM141 180V181H140ZM147 180V181H148ZM151 180V181H152ZM185 180H188V178H186ZM189 180H191L189 178ZM188 180V181H189ZM203 180V179H201ZM112 181V180H111ZM123 181V180H122ZM134 181L135 180H131ZM161 181V180H160ZM163 181V180H162ZM191 181H194L193 179ZM206 181V179H205ZM236 181V180H235ZM242 181V180H241ZM1 182V181H0ZM10 182V181H9ZM137 182V183H139ZM156 182V180H155ZM164 182V183H163ZM161 183H163L165 185V181H163ZM175 182V180H174ZM187 182V181H186ZM55 183H58L56 186L59 190L60 188V185H66V190H64L65 192L67 191H71L72 193H79V194H71L69 193V195H67L65 197H59L55 194H49L47 190V186H51ZM106 183V181H105ZM123 183V184H122ZM256 183H257V180L253 179L252 177L250 179H247V181L243 180V182H240L238 181L237 185L239 186L240 184H243V187L241 188V192L242 193L241 197H243L244 194H247V196L249 195L248 193H250L249 191L253 190L250 188V190L248 189V187L250 186H256ZM262 183V182H260ZM107 184H111V182H107ZM127 184V183H126ZM125 184V185H126ZM131 184V183H130ZM147 184V183H146ZM145 184V185H146ZM159 184V183H158ZM190 184V183H189ZM233 184V183H232ZM264 184V183H263ZM9 185H11L12 187V190L11 192H4L3 194H7V195H10L11 193H15L16 197L19 196V198H15V202H18V203H21V205L23 206H29L30 203H28V199L26 198H23L25 196H28V192L26 191V194L25 192L23 191H15L14 190L16 189V186H17V182L12 180ZM8 185V186H9ZM125 185H124V189H125ZM157 185V184H155ZM187 185V184H186ZM205 185V184H204ZM250 185V186H249ZM258 185V184H257ZM55 186V187H56ZM139 186V184L137 185ZM141 186V185H140ZM144 186V185H143ZM146 186H151V185H146ZM153 186H154V181H153ZM153 186L149 187V188H154ZM169 186V185H168ZM180 186V185H178ZM177 186V188H178ZM241 186V185H240ZM24 187V186H23ZM108 187V186H107ZM158 187H160V184L158 185ZM166 186H164L165 188ZM186 187V186H185ZM189 187V186H188ZM217 187V186H216ZM236 187V186H234ZM260 187V186H259ZM148 188V187H147ZM255 188V187H254ZM257 188V192L259 193H262L260 192ZM1 189V188H0ZM53 189V188H51ZM50 189V190H51ZM141 189V188H140ZM140 189L138 188V190L140 191ZM142 191H144L145 188L142 187ZM162 189V188H161ZM160 189V191H161ZM206 189V188H205ZM146 190V189H145ZM207 190V189H206ZM249 190V191H248ZM255 190V189H254ZM262 190V189H261ZM120 190H118L119 192ZM166 191V190H165ZM177 191V190H176ZM256 191V190H255ZM2 192V191H1ZM63 192V190H62ZM158 193H160V197L158 196ZM178 192H179V189H178ZM207 192V191H206ZM252 192V191H251ZM117 193V192H116ZM143 193V192H141ZM177 193V192H176ZM253 193V192H252ZM250 193V194H252ZM256 193V192H255ZM2 193L0 195H3ZM163 194V193H162ZM258 194V193H256ZM255 194V195H256ZM12 195V194H11ZM10 195V196H11ZM33 195H30L29 194V198L30 196H33ZM61 195V193H60ZM168 195V193L166 194ZM165 195V196H166ZM181 195V194H180ZM209 195V194H208ZM211 195V194H210ZM253 195V194H252ZM212 196V195H211ZM2 197V196H1ZM0 197V201L4 200L3 198ZM176 197V196H175ZM210 196L206 197V198H209ZM264 197V196H263ZM8 198V196H7ZM11 198V197H10ZM9 198V199H10ZM70 199H73V205H72V208L70 209V213L65 216L64 218H61V216L64 214L65 211H67L66 209V205H64V203L68 202ZM96 200V201H101L102 199L103 202L102 204H100L99 206L97 207H94V205H91V204H87L89 202L91 203H94L93 200ZM162 199V200H161ZM246 199V198H245ZM6 200V199H5ZM12 200V199H11ZM10 200V201H11ZM94 200V201H95ZM264 200V198H263ZM7 201V200H6ZM5 201V202H6ZM9 201V200H8ZM257 201V200H255ZM260 201V200H259ZM262 201V200H261ZM159 202H161L159 204ZM264 202V201H262ZM261 202V203H262ZM23 203V204H22ZM11 204V203H10ZM69 204V203H68ZM71 204V203H70ZM264 204V203H262ZM85 205L87 206H90L88 209L90 212H92L96 217L94 216H88V218L86 219L84 215H79L77 211L79 210H84L86 207ZM159 205L160 207L163 209V211L165 212L164 214L167 215V217H165L166 220H164L165 222H159L158 221V217L159 215H161V212L158 211L160 208H159ZM8 207V206H7ZM85 207V208H84ZM262 208H264L262 205H261ZM32 208V207H31ZM34 208V207H33ZM37 208V209H38ZM260 208V207H259ZM261 208V209H262ZM3 209V211H2ZM161 209V211H162ZM14 210V209H13ZM263 210V209H262ZM264 211V210H263ZM263 211H261L262 213H264ZM80 212V211H79ZM259 212V211H258ZM11 212H9V209L6 208V207H3V203L0 202V222H1V225H0V258H3L4 255H6V253H8L10 255L9 252H7V237H5L7 234L13 232V234L17 235L16 233H18L20 230L22 231L23 229H21V225L20 223H15V220L13 222L12 221H8V219L6 220L7 217L11 216L10 215ZM256 214V213H255ZM258 214V213H257ZM163 215V214H162ZM248 216V217H247ZM255 216V215H254ZM12 217V216H11ZM10 217V218H11ZM164 217V216H163ZM258 218H260V216L257 215ZM262 217V216H261ZM40 218V217H39ZM163 219V218H162ZM255 219V218H254ZM252 219V221L254 220ZM261 219V218H260ZM161 220V218H160ZM54 221V222H55ZM84 221H94V225L93 226H87L86 227V231H83L82 234H76V231L80 228V225H82L84 223ZM163 221V220H161ZM250 221V220H249ZM22 222V221H21ZM53 222V221H52ZM249 224V225H246L247 227L243 226V224ZM248 222V221H247ZM251 222V221H250ZM260 222V221H259ZM258 222V223H259ZM264 222V221H263ZM26 223V222H25ZM87 223V222H86ZM93 224V223H92ZM260 224V223H259ZM264 225V224H263ZM50 227V226H49ZM242 227H245L244 229ZM252 227V226H251ZM261 228V226H259ZM259 228V229H260ZM52 229V227H51ZM264 229V228H263ZM55 230V231H56ZM247 230V229H246ZM251 231V229H250ZM15 232V233H14ZM78 232V231H77ZM263 232V231H262ZM261 232V234H262ZM3 233H5V236L2 235ZM20 233V232H19ZM39 233V232H38ZM62 233H66L67 235L69 234L70 236H67L65 237V239L63 240H55L54 237L55 236H60L62 237ZM264 233V232H263ZM22 234V233H20ZM90 234V235H89ZM12 235V234H11ZM19 235V234H18ZM17 235V236H18ZM65 235V234H64ZM90 238H88L89 236ZM264 235V234H262ZM8 236V235H7ZM16 236V237H17ZM248 236V235H247ZM13 237V236H12ZM33 237H36L33 235ZM39 237V236H38ZM10 238V237H8ZM16 239V238H15ZM34 239V238H33ZM11 240V239H9ZM35 240V239H34ZM55 240V241H54ZM251 240V239H250ZM52 241H54V244L51 243ZM252 243V242H251ZM97 244V247H99L98 245H103L104 246V250L103 252H101V250L103 249V247L100 249V253L99 255L96 254L98 253L97 252V249L94 248V246H96ZM10 245V243H9ZM32 245V244H31ZM253 245V243H252ZM12 246V245H10ZM255 246V245H254ZM9 247V246H8ZM34 247V246H33ZM87 247V248H86ZM12 248V247H11ZM14 248V247H13ZM94 248V249H93ZM255 248V247H254ZM253 248V249H254ZM10 249V247H9ZM12 250V249H11ZM85 250H88L89 252V257L86 258L84 253H86ZM38 251H40V254L38 253ZM14 252V249L12 251V253ZM11 253V254H12ZM16 253V252H15ZM39 255H38V254ZM54 253V252H53ZM7 254V255H8ZM56 254V253H55ZM88 254V253H87ZM254 254V253H253ZM258 254V253H257ZM6 255V256H7ZM51 255V257L49 256ZM64 255V254H63ZM67 255V254H66ZM79 255L80 256H83V259L79 260ZM256 255V254H255ZM13 256V255H12ZM39 256H42L40 258V260L38 261V257ZM57 256V254H56ZM88 256V255H86ZM10 257V256H9ZM51 259H50V258ZM60 257V255H59ZM63 258L66 259V256H62ZM61 257V259H62ZM12 258V257H11ZM17 258V257H16ZM20 258V257H19ZM56 258V257H55ZM54 259V258H53ZM58 259V258H56ZM65 259H62V260H65ZM70 259V258H69ZM254 259V258H253ZM2 260H7V258L5 259V257L2 259ZM9 260V259H8ZM21 260V259H20ZM19 260V261H20ZM71 260V259H70ZM258 260V259H257ZM4 261H1V262H4ZM59 261V260H58ZM254 261V260H253ZM263 261V260H262ZM8 262V261H6ZM25 262V263H24ZM57 262V261H56ZM55 262V263H56ZM65 262V261H64ZM63 261H61V263H64ZM68 262V261H67ZM72 262V260H71ZM255 262H257L255 260ZM5 263V262H4ZM53 262V264H55ZM3 264V263H2ZM10 264V263H9ZM21 264V262L19 263ZM51 264V263H50ZM57 264V263H56ZM60 264V262H59ZM67 264V263H66Z\"/></svg>",
    "mask_w": 264,
    "mask_h": 264
}]
</instances>
